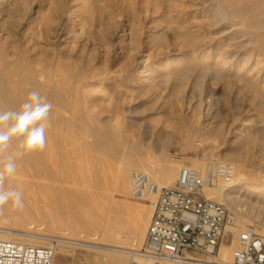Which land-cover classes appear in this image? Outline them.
Listing matches in <instances>:
<instances>
[{
  "label": "rangeland",
  "instance_id": "374dc122",
  "mask_svg": "<svg viewBox=\"0 0 264 264\" xmlns=\"http://www.w3.org/2000/svg\"><path fill=\"white\" fill-rule=\"evenodd\" d=\"M215 1L222 2L226 7V0ZM182 2L183 0H181L182 6H178L179 10L172 11V8L168 6L164 5L163 7V1L159 0H26L24 4L19 3L17 6L22 18L18 19L17 16H14L12 21L17 25L15 29L19 28L24 36L29 37L27 31L30 23L33 25L32 22L35 19H40L41 38L36 40L38 50H41V54L45 53L42 54L44 58L52 59L53 67L57 64L58 70H63L59 71L62 79L69 77L68 79L71 81L81 83L79 87L74 88L75 92L72 91V98L77 99L75 101L77 106L68 108L65 115L69 117L73 112L79 110L83 119L91 118L87 120V123L95 125L96 118L102 121L108 120L109 117L114 116L118 109L121 114L119 127L124 134L132 135H129L132 138V143L129 142L132 144L128 147L129 152L143 154L147 151L146 153H149L153 158L149 164L153 180L156 179L162 185H173L179 169L183 165L194 167L202 173V168L196 167L194 163L206 161H213L216 164L219 162L236 164L244 169L247 179L257 177V175L262 179L261 176H264V67L262 66L255 74L249 75L246 73L251 65L246 68V71V69H241V59H233L230 55L225 57V54L221 52L223 47L231 45L234 41H228L229 44L227 42L214 44L209 50L210 54L209 52L193 54L191 49L194 44H190L191 37L197 34L195 36L198 37L196 43L200 40L201 42L200 44L195 43V47L201 45L199 48H203L208 32L202 23L198 24L196 31L192 30L193 27L189 24L186 25L180 21L184 19L192 21L195 18L197 20L194 10L186 6L188 0L185 1L186 3ZM53 5L57 7L53 9ZM99 7L102 9L100 19L98 14L96 15ZM226 10L230 14L231 9L226 7ZM36 11L37 14H35ZM32 14L36 15L35 18ZM231 15L232 13L229 16ZM46 16L52 20L50 28L44 23ZM171 16H177L180 19V26L173 28L174 31L164 27L168 23L167 20L172 18ZM59 23L66 25H63V33L60 36L51 30L53 26L56 29ZM181 28L182 32L186 31L182 33ZM77 32H80L78 36L77 34L74 36ZM186 32L188 34L182 36ZM72 33L74 35H71ZM203 34L207 35L204 37ZM200 35L203 36L201 39ZM186 36L188 39L185 40ZM2 41L7 46L23 48L25 38L21 39L19 42L21 44L13 40L2 39ZM202 43L204 44L202 45ZM249 45L247 52L255 48L259 49L254 50L259 59L257 62L264 65V43L259 44L252 41ZM239 47L243 46L239 45ZM29 54L34 63L38 62L39 59L35 56V52L29 51ZM217 55L219 56L217 57ZM34 58L37 60H33ZM255 62L253 59L249 64L253 65ZM189 64H193L194 68L191 73H187L182 78L169 76L164 79L166 81H162L163 79L157 80L158 77L154 78L148 75L157 68L155 71L157 73L163 71L170 73ZM75 94L77 95L74 98ZM106 100L107 102H105ZM102 102H104V107ZM49 118L46 122L47 126L50 122L54 123ZM58 127L69 134L74 130V126L64 120L58 122ZM183 128H200L201 131L199 135L189 140L186 135L178 133V130H183ZM125 130L128 132H124ZM78 140L70 147L74 148L80 156L78 155L76 158L71 156L72 159L69 158V160L82 162L83 169L87 171L88 166L96 159L98 151L93 150V147L92 149L87 147L89 146L87 144L92 140L91 136ZM170 161H174L178 165L172 182H169L168 177L161 171V168ZM71 163L73 164V162ZM213 171H209V174L214 175L215 179L212 183L207 184L208 186L224 183L223 177L235 178L233 174L223 175L217 173L216 169ZM75 172L73 175L77 174L78 180H80L77 170ZM202 193L206 196L205 187L202 189ZM111 196L113 200L125 202L132 207L137 204L143 205L145 208L149 207L152 212L149 197L135 198L129 192L119 191H112ZM79 199H85V194L79 196ZM100 199L97 197L96 204L89 209L81 205L80 210L85 211L88 217H99L102 206ZM107 203L104 202L105 207ZM70 204H73V201ZM242 209L244 208L242 207ZM230 210L234 219L232 223L225 226L221 240L223 244L231 242L233 237L231 227H239L240 231L251 227L264 235V232L261 231L264 224L260 223L254 214L244 213L247 218L243 228L236 221L239 213L232 208ZM151 212L148 214L147 211H143L141 217L147 218L149 222ZM25 226L33 231H43L47 227L44 222L39 220L31 224L26 223L23 225L24 228H20L25 229ZM6 229L0 225V230ZM20 231L23 230H18V233ZM67 231H69L68 228L62 227L53 233L50 232L48 236H57L59 233ZM119 231L123 236V245L120 249L129 250L127 255V264H129L132 253L141 248L145 237L139 245L134 246L130 230L120 229ZM23 237L21 239L16 237V239L28 241ZM45 240L42 238L32 241L45 243ZM236 247L234 245L233 250ZM85 252L84 247L63 245L59 241L53 264H81L78 263V260ZM113 252L115 251L107 253L110 263L117 258V253Z\"/></svg>",
  "mask_w": 264,
  "mask_h": 264
},
{
  "label": "bare ground",
  "instance_id": "6f19581e",
  "mask_svg": "<svg viewBox=\"0 0 264 264\" xmlns=\"http://www.w3.org/2000/svg\"><path fill=\"white\" fill-rule=\"evenodd\" d=\"M159 1H163V7L164 5L166 7L168 6L172 8V11L174 9L179 10L178 6L181 5V0ZM185 1L186 0H183V2ZM25 2L26 0H0V110L7 111L18 109L29 92L38 90L42 96L47 97L48 102L52 105L48 118L50 117L54 123L52 122V124L50 122L46 127V147L42 151H32L30 153L16 155L19 146L22 145L24 138L27 136V132H25L24 135L20 137H13L8 149L0 152V166H2L3 162L7 161L10 155L15 156L18 165L15 175L6 178L3 186L5 189L17 188L21 190L24 202L22 209L13 207L11 201L4 206H0V225L7 228L6 230H0V238L19 240L24 236L23 238L28 240L26 242L34 243L32 240L46 239L49 237L48 234L50 232L53 233L57 231V229L66 227L69 231L59 233L57 235L58 241L63 245L80 246L86 249L85 254L79 258L78 263L109 264L107 253H109V251H115L117 253V258L110 264H127L129 250L120 249L123 245V236L120 235L119 230L129 229L134 246L139 245L146 235L148 222V219L141 217V215L143 211H147L149 214L151 208H145L143 205L140 206L138 204L132 207L125 202L115 201L111 193L112 191L130 193L129 173L132 166L145 169L152 174L149 164L153 161V158L149 153H146L147 151L143 152V154H132L129 152L128 147L132 145V138L129 136L131 134H124L119 127L121 114L118 109H116L114 116L109 117L108 120L102 121L96 118L95 125L87 123L90 117H88L87 120L83 119V115L79 110L73 112L69 117L65 115V111H67L68 108L77 106L75 105L77 99L74 100L72 98V91H74V88L79 87L81 83L71 81V79H68L69 77H67V79H62L59 74L61 69L58 70L57 64H54L55 66L53 67L52 59H48L46 56V58H44L42 54L45 53L43 52L41 54V50H38L39 47L36 44V40L41 38L40 19H35L34 22H32L33 25L30 23L29 27L27 26L29 37L24 36V33H22L19 28L15 29L17 25L12 21V17L17 16L18 19L22 18V16L19 15L17 6L19 3L24 4ZM225 4L227 9H231V16H229L228 10H226V7L220 1L188 0L186 6L194 10L197 20L196 18L195 20L191 19L192 21L185 20L184 18V20H180L177 16H171L172 18H170V20L168 18V20L166 19L168 23H166L164 27L174 31L173 28L180 26L179 22L183 21L186 25L189 24L193 27L192 30L197 31L198 24L202 23L208 32L207 40L205 38L204 47L199 48L201 45L195 47L196 40H198V37H195L197 34L191 37L190 44H194V47L191 49L193 54H204L209 52L214 44L234 41V43L231 42V45L225 44V47L221 45L223 49L222 51L219 49V52L221 51L222 54H225V57L230 55L233 59H241V69H246L251 65L248 71L246 69V74H255L262 66L264 67V65L261 62H257L259 59L254 51L257 48L251 51L249 50V52H247V49L248 46H250L249 43L252 41L259 44L264 43V0H226ZM56 7L57 6L54 7L53 5V9ZM104 11H106V9H104ZM97 12L96 15L98 14L100 19L102 16V9L99 7ZM35 14H37V11ZM107 14L109 15V13ZM35 16L33 18H35ZM102 20H104L103 17ZM44 23L50 28L52 23L51 18L46 16ZM99 23H101V21H99ZM63 25L59 23L56 29L53 26L51 30L54 31V34L60 36V34L63 33L62 30L64 26H66ZM182 28L180 30L181 32L183 30ZM51 30L49 29V31ZM79 33L77 32L75 35L72 33L71 35L76 36L77 34L78 36ZM187 34L188 32L184 35L182 34V36ZM203 35L205 37L207 34ZM201 37L203 36L200 35L199 38L201 39ZM22 38H25L23 48H21L20 45V48H17L18 46H16V48L7 46V44L5 45L2 41V39H6L8 41H18L19 43ZM184 38L185 40L188 39L187 36ZM186 42L188 43V41ZM200 42L196 44H200ZM203 44L204 43H202V45ZM239 45L243 47H239ZM198 48L200 50L199 52L197 51ZM29 51L35 52V56L39 59L38 62L34 63L31 60ZM258 52L259 51H257V53ZM220 53L218 54L221 56ZM219 55H217V57ZM253 59H255L256 62L253 65L252 63L249 64ZM33 60H35V58ZM59 61H61V59H59ZM225 62L227 63V60ZM193 68V64H189L170 73L166 71L157 73L155 72L157 68L148 75H150L149 77H158L157 80L163 79L162 81H166L164 79L169 76L182 78L187 73H191ZM62 71L63 70H61V72ZM79 78L82 77L79 76ZM82 80L84 81V79ZM81 93L83 92L81 91ZM76 95L77 94L74 95V98ZM105 102H107V100ZM103 103L104 102H102V106ZM61 120L71 123L74 126L73 133L69 134L58 127V122ZM126 131L127 130L124 132ZM200 131V128H183V130H178V133L180 135H186V138L191 140L194 136L199 135ZM89 136L92 137V140L87 144L89 145L87 147H91V149L93 147V150H96V152L98 151V154L94 162H91L90 166H88V170L85 171L86 169H83L84 165L82 166V162L71 160L79 155L78 152L71 147L72 143L79 141L78 139H85ZM91 149L89 148V150ZM71 156L73 157L71 158ZM69 158H71L70 160L73 164L70 162ZM194 165L202 168V173H200L196 168L192 167L203 176L208 175L209 171H213L219 167L223 168L224 172L229 171L235 175L233 179L223 177L224 183L220 181L221 183L215 186L205 185L206 196L215 201L223 202V204L225 203L235 212L237 211L239 215L236 221L242 227L247 218L244 216V213L254 214L258 221L260 220V223L264 224V176H261L262 179L258 178V175L257 177L247 179L248 177L245 175L244 169L232 163L219 162L216 164L213 161H206L195 162ZM160 166L162 167L163 165ZM177 167L178 165L174 163V161H170L161 168L163 174L168 177L169 182H172ZM76 170L80 180H78L77 174L76 176L73 175ZM154 182L158 186L162 185L159 181H156V179ZM82 194H85V199L83 200L79 199V196ZM155 196L154 193H151L145 195L143 198L149 197L152 200ZM97 197L102 199L99 200L102 205L100 207V216L88 217L85 211L80 210L81 205L89 209L96 204ZM71 201H73V204H70ZM104 202H108L106 207L104 206ZM242 207L244 209H242ZM38 220L46 224L47 227L44 228L45 231H33L27 229L29 227L26 228V226L25 229H23V225L26 223L31 224ZM20 227L23 228L21 229ZM231 229L233 232L231 242L229 244H223L221 242L217 257L207 258L206 261L208 263L206 264L215 263L218 259L225 262L231 261L234 252L233 246H237V238L241 232L239 227H231ZM18 230L23 231L18 233ZM46 231H48V233H46ZM261 231L264 232V227ZM11 233L14 234L11 235ZM16 237L19 239H16Z\"/></svg>",
  "mask_w": 264,
  "mask_h": 264
},
{
  "label": "built area",
  "instance_id": "2783aa9c",
  "mask_svg": "<svg viewBox=\"0 0 264 264\" xmlns=\"http://www.w3.org/2000/svg\"><path fill=\"white\" fill-rule=\"evenodd\" d=\"M216 172H224L217 168ZM214 175L203 176L190 166H182L173 185L158 186L145 169L133 167L129 173L130 193L135 198L147 194L152 212L146 236L139 250L132 253L129 264H206L216 258L225 226L234 217L230 208L202 193ZM45 243L0 238V264H52L59 243L49 236ZM210 264H264V235L247 227L237 238L230 262Z\"/></svg>",
  "mask_w": 264,
  "mask_h": 264
},
{
  "label": "clouds",
  "instance_id": "9594fccd",
  "mask_svg": "<svg viewBox=\"0 0 264 264\" xmlns=\"http://www.w3.org/2000/svg\"><path fill=\"white\" fill-rule=\"evenodd\" d=\"M52 105L46 96H42L38 90L28 93L18 109L0 110V152L10 146L13 137H20L27 132L22 145L19 146L16 155L42 151L46 147L45 131L47 120ZM15 156L10 155L6 162L0 166V206L8 204L22 209L24 206L23 193L17 188L5 189L4 180L17 172Z\"/></svg>",
  "mask_w": 264,
  "mask_h": 264
}]
</instances>
